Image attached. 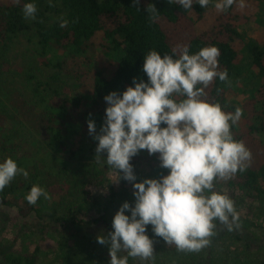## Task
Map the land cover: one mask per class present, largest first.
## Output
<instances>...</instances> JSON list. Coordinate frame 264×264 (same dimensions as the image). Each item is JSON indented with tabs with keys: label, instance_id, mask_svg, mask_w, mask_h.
I'll list each match as a JSON object with an SVG mask.
<instances>
[{
	"label": "trees",
	"instance_id": "16d2710c",
	"mask_svg": "<svg viewBox=\"0 0 264 264\" xmlns=\"http://www.w3.org/2000/svg\"><path fill=\"white\" fill-rule=\"evenodd\" d=\"M28 2L36 5L35 19L23 15ZM246 3L264 7V0ZM205 11L195 0L188 11L176 0H0V79L12 78L18 68L11 67V53L20 38L28 48L25 58L55 71L43 81L28 68L21 74V91L0 100V162L12 158L28 172L27 179L17 175L0 192V214L4 211L20 222L13 240L0 242V264H43L56 247L65 253L63 264L80 254L79 242L92 245L84 253L91 258L87 264H109V252L93 247L99 244L97 236L112 231L110 207L117 201L134 203L133 187L106 164V153L105 158H96L97 141L89 135L87 122L94 120L99 133L107 107L104 97L134 86V78L147 81L142 65L149 51L171 55L175 49L178 56L184 45L192 53L209 46L220 51L218 71H227L228 78L215 79L204 99L225 112L241 109L231 132L252 156L244 172L216 181L214 191L220 192L219 183L231 190L222 193L234 201L237 231L258 226L252 219L264 217V17L253 18L260 31L252 38L233 25L239 14L236 3L219 12L207 30L198 31L192 17L200 21ZM62 21H67L64 27ZM64 72L81 82L89 80L88 91L70 95L67 86L56 87ZM238 94L244 96L236 99ZM228 97L230 106L223 107ZM151 158L157 164L146 171L143 164ZM130 163L137 182L150 173L157 179L168 173L146 150ZM33 185L49 198L29 205L25 197ZM221 224L216 221V226ZM29 226L33 230H24ZM151 228L147 235L153 248L171 247ZM26 234L28 239L19 241ZM170 250L181 252L176 247ZM128 264H135L134 258L129 257Z\"/></svg>",
	"mask_w": 264,
	"mask_h": 264
},
{
	"label": "clouds",
	"instance_id": "9594fccd",
	"mask_svg": "<svg viewBox=\"0 0 264 264\" xmlns=\"http://www.w3.org/2000/svg\"><path fill=\"white\" fill-rule=\"evenodd\" d=\"M176 2L186 11L194 4V0ZM195 3L201 8L213 4L218 12L234 3L245 6L244 0ZM22 12L25 19H35V3H25ZM66 23L62 21L60 26ZM219 55L215 46L192 53L184 45L178 56L175 49L171 55L149 51L142 65L147 81L134 78V86L104 97L107 107L99 133L95 121L88 120L89 135L97 141L96 158H105L106 153V164L133 187L134 203H122L112 219V231L96 238L108 246L109 264H128L129 257L152 259L149 225L155 236L177 250L199 251L209 244L216 221L229 231L236 224L234 201L214 191L215 182L244 172L252 154L231 132L241 118V109L225 112L219 104L204 99L205 89L215 79L228 78L227 71H218ZM142 150L159 154L160 167L168 174L137 182L130 161ZM17 175L27 179L28 172L12 158L0 162V192ZM41 197L49 198L43 188L33 185L25 199L35 205Z\"/></svg>",
	"mask_w": 264,
	"mask_h": 264
},
{
	"label": "rangeland",
	"instance_id": "374dc122",
	"mask_svg": "<svg viewBox=\"0 0 264 264\" xmlns=\"http://www.w3.org/2000/svg\"><path fill=\"white\" fill-rule=\"evenodd\" d=\"M245 6L240 8L237 4V10L239 14L233 18V25L239 31L246 33L249 37H259L260 28L255 25L253 18L255 15L264 17V7L261 5H249L244 0ZM219 12L215 9L213 4H209L206 7V11L203 14V17L200 21H197L195 17L192 19L195 22L196 28L198 31L207 30L217 18ZM191 16V14H190ZM57 18L52 19V21L57 20ZM24 39L20 38L15 48L11 53V67H18L13 70L12 78H4L5 80L0 79V100H5L7 96H13L16 91H21V74H24L28 68H33L36 70L37 75L41 77V80L45 81L50 74H53L55 71L48 66H44L39 63V60H33L30 58H25L23 53L28 51L26 45H24ZM98 51V50H97ZM99 66V65H98ZM9 77V76H8ZM89 80L79 81L75 78L74 75H69L67 73H62L60 75L59 81L56 84H59L56 87L67 86L70 91V95L79 94L83 91H88L86 88ZM55 84V85H56ZM13 92V93H12ZM244 95L238 94L236 99L242 98ZM232 97H228L227 101L224 102L223 107L230 106V100ZM159 154H155V157H158ZM159 160V159H158ZM160 162V161H159ZM157 164L154 158H151L149 162H145L143 166L146 171H149V165ZM168 174V173H167ZM154 175L150 173L149 178H153ZM157 179V178H155ZM219 191L222 193L224 191L230 192L231 190L226 189L221 183L217 184ZM237 193L235 192V196ZM107 195L106 190L102 191V201H105ZM233 198V197H232ZM122 201H117L113 204L108 210V216L113 219L115 213L122 205ZM133 204V203H130ZM130 214V213H126ZM258 226L252 227L248 231L238 229L237 225H233L231 231L228 230L226 225H218L214 229V235L209 237V244L200 249L199 251H181L178 253L173 252V247H176L174 244L171 247H157L154 249V256L148 261H141L139 258H134L135 264H193L196 262H209L210 264H264V217L253 218ZM19 221L7 217L3 212L0 214V242L1 241H11L14 237V227L19 225ZM24 230H33V227H26ZM29 234L20 238L19 241H24L28 239ZM78 249H80V254L71 257L70 259L63 262V264H87L91 258L90 256H85L87 251L91 250L90 247L84 242H79L76 244ZM96 251L109 252L107 245L96 244L93 247ZM55 253L48 252L46 255L43 264H61L62 257L65 255L59 247L53 248ZM178 251V250H177ZM85 253V254H84Z\"/></svg>",
	"mask_w": 264,
	"mask_h": 264
}]
</instances>
